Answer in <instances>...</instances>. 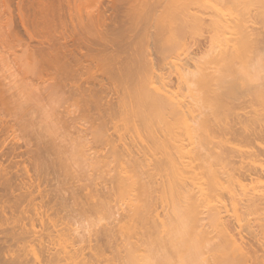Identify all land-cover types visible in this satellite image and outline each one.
Here are the masks:
<instances>
[{
	"label": "bare ground",
	"instance_id": "bare-ground-1",
	"mask_svg": "<svg viewBox=\"0 0 264 264\" xmlns=\"http://www.w3.org/2000/svg\"><path fill=\"white\" fill-rule=\"evenodd\" d=\"M0 264H264V0H0Z\"/></svg>",
	"mask_w": 264,
	"mask_h": 264
},
{
	"label": "rangeland",
	"instance_id": "rangeland-1",
	"mask_svg": "<svg viewBox=\"0 0 264 264\" xmlns=\"http://www.w3.org/2000/svg\"><path fill=\"white\" fill-rule=\"evenodd\" d=\"M17 20H18V18H17ZM17 20H15V21H16V23L18 24V21H19V20H18V21H17Z\"/></svg>",
	"mask_w": 264,
	"mask_h": 264
}]
</instances>
